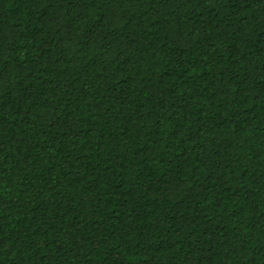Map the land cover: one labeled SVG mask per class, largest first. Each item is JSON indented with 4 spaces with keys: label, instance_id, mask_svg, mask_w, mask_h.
I'll use <instances>...</instances> for the list:
<instances>
[{
    "label": "trees",
    "instance_id": "1",
    "mask_svg": "<svg viewBox=\"0 0 264 264\" xmlns=\"http://www.w3.org/2000/svg\"><path fill=\"white\" fill-rule=\"evenodd\" d=\"M0 264H264V0H0Z\"/></svg>",
    "mask_w": 264,
    "mask_h": 264
}]
</instances>
